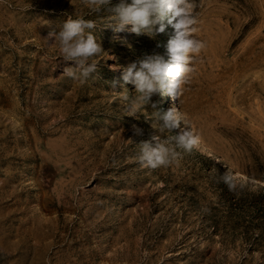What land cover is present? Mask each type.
<instances>
[{"label": "rangeland", "instance_id": "obj_1", "mask_svg": "<svg viewBox=\"0 0 264 264\" xmlns=\"http://www.w3.org/2000/svg\"><path fill=\"white\" fill-rule=\"evenodd\" d=\"M191 3L203 47L177 92L181 125L260 180L264 0ZM81 16L104 50L83 84L48 36ZM112 17L88 0H0V264H264V187L230 173V189L225 163L197 145L170 165L141 164L139 142L158 134L151 102L165 111L168 95L130 116L121 66L165 53L173 29L113 32ZM226 190L243 212L222 202Z\"/></svg>", "mask_w": 264, "mask_h": 264}, {"label": "clouds", "instance_id": "obj_2", "mask_svg": "<svg viewBox=\"0 0 264 264\" xmlns=\"http://www.w3.org/2000/svg\"><path fill=\"white\" fill-rule=\"evenodd\" d=\"M88 5L94 11L110 6L114 23L108 27L113 32L128 31L154 38L165 29L166 23L173 29L165 44V53L148 54L121 66L120 87L126 90L119 93V99L130 116H135L142 108L146 110L145 105L150 104L154 94L173 96L187 83L193 70L190 64L192 54L203 47V42L192 35L196 18L192 14L191 0H118L117 3L88 0ZM94 27L93 20L81 16L67 18L58 32L48 33L64 59L74 62V66L65 69V74L81 84L97 71L100 61L95 57L104 51L93 32L87 31ZM125 83L134 85L135 96L129 94ZM111 84L115 88L117 81L113 80ZM151 107L155 110L153 115L157 119L158 134L139 142V160L144 167L157 168L170 165L182 153L191 152L199 138L189 127H181L182 115L175 105L160 111L152 101ZM178 128L180 131L173 134L172 130ZM132 130L134 135L143 132L137 125H132ZM165 132L169 135H161ZM219 178L230 189L235 187L230 173L224 172Z\"/></svg>", "mask_w": 264, "mask_h": 264}, {"label": "bare ground", "instance_id": "obj_3", "mask_svg": "<svg viewBox=\"0 0 264 264\" xmlns=\"http://www.w3.org/2000/svg\"><path fill=\"white\" fill-rule=\"evenodd\" d=\"M177 96L178 94L176 93L173 96H169L168 95V102H169V107L175 105L176 106V102H177ZM185 122V121H184ZM187 122V121H186ZM184 123L183 125H181L182 128H190L192 130V132L194 134H196L198 136V144L197 146H200L202 150H204L205 152H207L208 154H212L215 155V160H219L222 163H225L226 167L229 170V173H231L232 175H235L236 173L239 174L242 177H246L249 180H253L256 181L259 186L263 187L264 186V177H261V179L259 180L258 177H254L252 176L250 173L246 172V170L244 171V169H241L239 166L235 165L234 162H232L231 160H227L225 158V156L223 154H221V152L219 153L217 150H215V148H213L208 142L207 140H204L199 134H197L193 128H191V126L189 125V123ZM178 130H180L178 128ZM196 147V146H195ZM201 150V151H202ZM235 168H237L236 170H233Z\"/></svg>", "mask_w": 264, "mask_h": 264}, {"label": "trees", "instance_id": "obj_4", "mask_svg": "<svg viewBox=\"0 0 264 264\" xmlns=\"http://www.w3.org/2000/svg\"><path fill=\"white\" fill-rule=\"evenodd\" d=\"M222 202H228L230 201L231 203L234 204L235 207H237L241 212H243L246 208V205L244 202H242V199L235 200L233 195H230L229 192L226 190V193H223L221 196ZM263 206H260L258 209H262Z\"/></svg>", "mask_w": 264, "mask_h": 264}]
</instances>
